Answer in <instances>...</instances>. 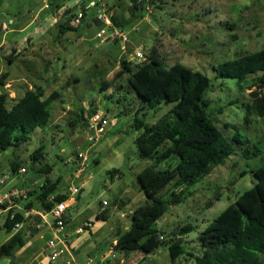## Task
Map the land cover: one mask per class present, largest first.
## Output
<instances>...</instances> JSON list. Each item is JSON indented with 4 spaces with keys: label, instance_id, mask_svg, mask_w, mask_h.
<instances>
[{
    "label": "rangeland",
    "instance_id": "obj_1",
    "mask_svg": "<svg viewBox=\"0 0 264 264\" xmlns=\"http://www.w3.org/2000/svg\"><path fill=\"white\" fill-rule=\"evenodd\" d=\"M81 1L0 0V54L15 58L13 64L7 59L0 62V68L9 74V105L27 88L40 87L45 97L59 94L50 105L51 119L44 129L33 132L24 146L0 151V179L6 177V185L17 191L38 190L50 179L57 195L70 186H82L80 194L74 195L77 202L66 212L77 264H86L89 257L94 258L91 264H119L121 259L125 264H172L169 237L188 224L195 228L182 236L186 255L180 263L193 264L191 255L201 252L200 232L255 186L257 179L252 171L264 166V117L252 108L250 95L259 90L249 88L254 76L247 83H237L232 79L217 80L214 71L215 66L227 60L264 49V0H151L146 5L149 11L136 10L132 0H109L117 2L121 14L118 18L124 16L121 28L129 33L132 43L127 53L120 45L95 39L98 27L93 16L80 22L71 18L80 13ZM67 10L72 12L67 14ZM66 20H75L78 30L62 35L59 28ZM154 47L167 66L180 62L207 75L212 85L206 98L212 103L205 110L230 141L239 135L240 141L249 139L250 143L235 144L234 154L190 188L183 204L170 207L157 222L158 236L162 233L167 242L149 254L117 253L116 258L104 260L117 238L130 229L133 212L147 203L139 177L151 164L138 155L135 140L142 131L133 127L136 112L145 104L129 86L128 72L118 73L123 59L141 64L135 50L147 57ZM91 103L111 122L92 148L91 134L81 128L80 122L70 127L77 113L85 109L87 114ZM174 105L142 110L140 118L151 126ZM41 145L45 146V156L33 162L31 155ZM247 147L257 157H244ZM80 152L88 155L89 162L78 174L75 157ZM15 161L27 169V174L12 170ZM178 161L175 156L159 168L171 169ZM46 165L51 167L49 175L41 170ZM173 190L170 184L160 194L168 197ZM35 207L41 210L36 201ZM103 211L107 212L106 220H97V214ZM84 224L90 230L76 234ZM0 226L2 246L11 233L2 228L1 217ZM31 227L25 224L21 231L29 233ZM53 238L48 229L34 235L29 240L32 248L28 256L45 250ZM66 260L67 256H62L55 264H65Z\"/></svg>",
    "mask_w": 264,
    "mask_h": 264
},
{
    "label": "trees",
    "instance_id": "obj_2",
    "mask_svg": "<svg viewBox=\"0 0 264 264\" xmlns=\"http://www.w3.org/2000/svg\"><path fill=\"white\" fill-rule=\"evenodd\" d=\"M132 1L136 10L146 9L145 2ZM71 12L66 11L67 14ZM90 15L99 29L100 25L93 12L82 20ZM71 18L77 19L78 14H73ZM112 20L121 27L122 23L118 22L115 15ZM76 30L78 28L70 23L60 25L62 34ZM6 59L10 64L15 61L13 55L7 56ZM124 71L128 72L129 86L145 104L136 112L133 127L142 131L135 140L138 155L151 163L139 177L147 203L133 212L130 229L120 235L113 246L117 253L129 256L134 253L149 254L167 242L162 233L158 236L159 232L155 228L157 222L170 207L184 203L186 192L190 188L229 159L235 152V144L244 145L250 141H240L239 135H235L230 141L212 115L205 110L212 103V100L206 98V93L212 85V80L207 75L180 62L167 66L155 47L141 64L134 65L123 59L122 70L118 74ZM214 71L217 80L232 79L237 83H247L249 78L254 76L249 88H258L259 91L250 93L252 108L260 117H264V49L227 60L215 66ZM8 77V73L0 74L1 152L11 147L24 146L31 140L33 132L44 129L51 119L50 105L59 97L57 92L45 97L44 90L36 87L27 89L24 95L10 106V95L6 89ZM118 89H123V86ZM171 103L175 105L151 126H147L140 118L142 110H156ZM94 106L95 104L91 103L92 108L87 114L85 109L77 113V118L70 123V127L80 122L81 128L87 130L86 116L98 112ZM221 110L218 112L222 113ZM255 148L258 149L257 146ZM243 155L246 158L250 155L257 157L248 147L243 150ZM44 156L45 146L41 145L31 155V160L38 162ZM175 156L179 158L176 166L171 169L159 168V165ZM21 168L20 162L12 163L15 173ZM41 170L49 175L51 167L46 165ZM252 174L257 179L255 186L229 205L200 232L198 240L201 252L198 256L191 255L194 258L193 264H264V166L253 170ZM45 184L35 190V193H29L36 197L34 202L26 204L27 209H33L36 201L42 211L49 212L56 203L67 200V195L56 194V187L54 184L50 185V179H47ZM170 184L174 186L170 196L161 195ZM105 212L98 214L97 220H106ZM23 216L22 213H17L16 219L10 220L7 215L2 228L12 234L16 224H25L28 221ZM36 219L40 221V218ZM65 224H68L67 218ZM194 228L192 224H188L183 226L179 233L174 232L173 236L169 237L172 264H181V259L186 255L182 236L190 234ZM25 243L24 233L21 230L16 231L0 246V261L13 257Z\"/></svg>",
    "mask_w": 264,
    "mask_h": 264
},
{
    "label": "built area",
    "instance_id": "obj_3",
    "mask_svg": "<svg viewBox=\"0 0 264 264\" xmlns=\"http://www.w3.org/2000/svg\"><path fill=\"white\" fill-rule=\"evenodd\" d=\"M151 0H138V3L145 2V7L147 3ZM152 2V1H151ZM48 7V5H47ZM81 11L78 14V20L81 21L89 13H94L100 28L98 29L95 39L101 41L102 43H110L114 45H120L122 52L127 53L132 49V43L129 33L125 32L121 27L113 23L112 17L114 16L113 10H111L110 5L107 0H82L81 1ZM147 11L150 10L149 6L146 7ZM89 17V16H88ZM87 17V18H88ZM135 57L138 58L139 63L146 60L145 54L140 50H135ZM88 119V133L91 134L90 140L93 141L94 147L95 143L101 139V136L105 133L106 127L111 123L109 118L101 112H97L92 116H86ZM75 162L79 165V172H84L88 167L89 157L83 152H80L75 157ZM19 175L27 174V169L22 167L18 171ZM7 183V178L3 177L0 179V214L7 213L10 216V220L16 219L17 213H22L25 220H30L34 218H40L41 225H50L54 230V238L49 241L47 245V256L51 262H55L62 258V256H67L65 264H77L73 257V247L71 240L67 234L64 233L66 224V212L70 208L68 200L56 203L55 206L49 211L44 212L42 210L27 209L21 204L28 199L30 191H17L11 190L2 194V189ZM82 190V186L74 187L70 186L66 195L74 197L78 195ZM103 205H108L104 202ZM24 224H16L14 230L19 231ZM86 225L80 227L77 233L82 234L86 232ZM163 239V237H161ZM116 244V243H115ZM117 252L114 247L103 256L104 260L110 258H116ZM92 260L86 264H91ZM119 264H125V260H120Z\"/></svg>",
    "mask_w": 264,
    "mask_h": 264
},
{
    "label": "crops",
    "instance_id": "obj_4",
    "mask_svg": "<svg viewBox=\"0 0 264 264\" xmlns=\"http://www.w3.org/2000/svg\"><path fill=\"white\" fill-rule=\"evenodd\" d=\"M107 3H108L110 6H112V7L114 8V11L117 12V16H116V17L118 18V16L121 15V14H119V11H118L119 6H118L117 2L114 1L113 3H111L109 0H107ZM121 18H122V19H119V18H118V22H119V23H122V22L125 20V19H124V16L121 17ZM62 24H68V23H67V20L64 21V22H62ZM70 24H71L72 26L77 27V25H76V21H75V20H73L72 22H70ZM77 28H78V27H77ZM59 31H60V28H59ZM60 33H61V32H60ZM61 34H62V33H61ZM66 34H67V33H66ZM66 34H62V35H66ZM6 57H7V55L1 56V54H0V62H1V61H5ZM2 73H6V72H4L2 68H0V74H2ZM6 87H7V85H6ZM6 89H7V88H6ZM27 89H32V88H27ZM27 89H26V90H27ZM26 90H24V93H25ZM39 188H40V186H39ZM11 189H13L12 186L9 187V185H8V186L5 185V186L3 187V189H2V194L6 193V192H9V190H11ZM35 190H37V189L29 190V191H30L29 193H31V192H32V193H35ZM38 190H39V189H38ZM23 191H24V190H23ZM66 192H67V191H65L64 193H62V195H66V194H65ZM35 197H36V196H35ZM35 197H34V195L31 196V194H29V195H28V199H27V201H25V202H21V204H22L23 206L26 207V204H29V202H32L33 200H35ZM67 200H68V203H69L70 207H71L72 205H74V204L77 202L76 199H75V197H71L70 195H67ZM33 202H34V201H33ZM118 205H119V204H117V206H118ZM33 209L38 210L36 207L33 208ZM103 212H105V211H103ZM97 216H98V214H97ZM0 217H1V219H2V224H3V223L5 222V220H6V218H7V213H2V214H0ZM66 218H67V217H66ZM25 224L32 225V227H31L29 233H24V235H25V240H26L25 246L22 247V248H20V249H18V250L15 252V254H14L13 257L2 259V260L0 261V264H55L56 261H55V262H51V261L49 260L48 256H47V246H46V249L43 250L42 252H40L39 254L35 253V254L30 255V257L28 256L29 250L32 248V245H31L32 242L29 241L30 238H32L34 235L38 234L40 231H42V230H44V229H48V230L51 231L52 234H54V230L52 229V227H51L50 225H44V226L41 225L40 221H39L38 219H36V218L28 220ZM25 224L23 225V227L25 226ZM84 225H86V224H84ZM84 225H83V226H84ZM67 226H68V225H66V227H65L64 233L67 234V235L69 236V238H70L71 236H70V234H69L68 231H67ZM23 227H22V228H23ZM22 228H21V230H22ZM79 228H80V227H79ZM79 228H78V229H79ZM78 229H77V230H78ZM86 229H87V230H90V226L86 225ZM77 230H76V234H79V233H77ZM15 233H16V231L13 232V233L9 236V238L7 239V241H8V240H9V239H10ZM50 240H52V239H50ZM70 240H71V239H70ZM7 241H6V242H7ZM115 243H116V242H115ZM72 247H73V249H75V246L73 245V243H72ZM88 259L93 260L94 258H93V257H89Z\"/></svg>",
    "mask_w": 264,
    "mask_h": 264
}]
</instances>
